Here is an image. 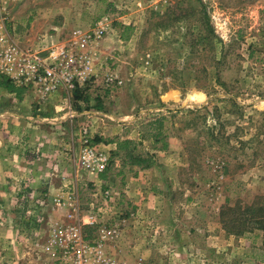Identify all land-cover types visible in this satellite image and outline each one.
Masks as SVG:
<instances>
[{
	"label": "rangeland",
	"instance_id": "1",
	"mask_svg": "<svg viewBox=\"0 0 264 264\" xmlns=\"http://www.w3.org/2000/svg\"><path fill=\"white\" fill-rule=\"evenodd\" d=\"M2 2L9 31L25 45L44 35L65 41L104 16L111 28L91 43L97 76L87 84L45 100L25 87L33 94L25 108L7 101L0 112V136L39 164L60 166L54 177L65 183L58 194L23 183L15 207L0 209V226L9 222L19 242L0 264H60L35 247L50 220L65 219L67 207L53 203L69 192L84 213L101 208V225L118 231L107 250L125 264H264V0ZM123 25L134 28L129 40ZM111 73L124 84L107 86ZM162 115L168 149L145 138L138 145L157 158L141 193L118 156L107 178L85 174L92 175L79 159L83 126L100 148L129 133L139 141L142 123ZM242 223L244 232L227 231ZM83 234L97 240L99 226Z\"/></svg>",
	"mask_w": 264,
	"mask_h": 264
},
{
	"label": "built area",
	"instance_id": "2",
	"mask_svg": "<svg viewBox=\"0 0 264 264\" xmlns=\"http://www.w3.org/2000/svg\"><path fill=\"white\" fill-rule=\"evenodd\" d=\"M2 3L0 0V76L32 90L40 100L49 99L61 89L69 95L78 85L83 86L97 76L91 43L111 28L109 16L99 19L92 31L74 30L65 41L44 35L35 43L25 45L9 31ZM105 83L109 87H120L124 80L111 73L106 75ZM92 138L90 127L83 126L79 159L83 169L98 176L107 169L110 155L94 144ZM101 195L109 197L111 193L106 190ZM53 204L56 209L67 207V211L65 219L50 220L43 249L55 255L58 263L125 264L107 250L108 240L114 239L118 231L101 225V208L84 213L71 192L66 201L56 197ZM85 226H99L97 240L92 241L83 234Z\"/></svg>",
	"mask_w": 264,
	"mask_h": 264
},
{
	"label": "crops",
	"instance_id": "3",
	"mask_svg": "<svg viewBox=\"0 0 264 264\" xmlns=\"http://www.w3.org/2000/svg\"><path fill=\"white\" fill-rule=\"evenodd\" d=\"M32 98L33 94L30 91H25L22 97L18 98L15 94L10 93L6 89L0 87V112L4 107H7V101L8 103L13 102L14 104H16L15 102H19L21 108H25V102H27V100H31ZM2 122H4V120H0V123ZM12 129H14V127ZM130 131L134 133L135 129H131ZM7 132L8 130L6 131V133ZM6 137L7 139L0 136V209H2L3 206H9L13 208L15 207L16 194H18V197L21 196V193L23 192V183L29 185L33 189H43L44 191H46L45 193L48 194H58L61 188L63 190V185L65 184L64 181L54 177L60 175V166L55 164L54 169L51 170L45 165L39 164V161L32 157L31 153L29 152L30 149H26L28 151H16L14 147H17V145H19V142L13 140V138H8L7 135ZM122 138L134 139L135 137H132L129 133ZM22 142H24L26 146H29V144H27V141L23 140ZM39 142L42 144L44 143V141ZM100 148L108 151H113L116 148V144L110 142L103 143L100 144ZM152 170L154 169H140L138 167H134L133 170H131V172H133V175H131L130 180L134 181L137 185L140 184L139 188L135 189L137 195L141 193V191H143V187H147L146 185L141 186V183L147 181V179L145 178L148 177L151 172H153ZM85 174L89 175L92 180L97 179L96 175H90L88 173ZM65 175L70 176V180L73 178L72 174L69 175L68 173H65ZM97 177L99 180H101L99 175ZM74 178L78 181V178H80V174L78 172L77 174L75 173ZM4 221H6V219L4 220V218L0 215V225L4 224ZM8 224L10 227L11 224L9 222ZM13 224H15V221L12 223V225ZM9 227L3 228L2 226H0V262L1 260L5 262L8 260L7 258H5V255L9 253L8 250L17 252L19 248L17 230ZM38 236V244L36 245L35 249L38 251H42L44 250L42 248L45 242V238L42 239V233H40Z\"/></svg>",
	"mask_w": 264,
	"mask_h": 264
},
{
	"label": "trees",
	"instance_id": "4",
	"mask_svg": "<svg viewBox=\"0 0 264 264\" xmlns=\"http://www.w3.org/2000/svg\"><path fill=\"white\" fill-rule=\"evenodd\" d=\"M134 28L131 25H123V30L121 33V37L124 40H129ZM0 87L6 89L8 92L15 94L18 98H21L23 93L26 91L25 87L16 86L10 79L6 76H0ZM83 88L78 87L75 91L76 94H80ZM85 92V91H84ZM167 117L165 115L159 116L155 120H151L148 122H143L142 127L140 130V140L137 141L136 139L130 138H118L112 140L110 142H114L116 144V148L112 152V156L110 157V162L113 160L114 157L118 156L122 160V169L120 170L121 173L124 172L123 168H130L133 170L134 167H138L140 169H148L157 164V158L155 153L150 151H144L139 149L138 145L142 142L145 138L149 140L150 144L152 145L153 149H160L166 150L169 147V133L165 130V120ZM110 167L101 173V178H107V172ZM251 212L252 217H256V208L248 209ZM257 221V220H255ZM244 223L241 224L242 227H239L237 231L234 229H228L232 233L239 234V232H244L243 226ZM260 224V222H259ZM261 226V225H260Z\"/></svg>",
	"mask_w": 264,
	"mask_h": 264
}]
</instances>
